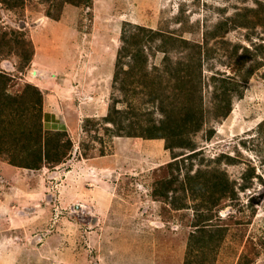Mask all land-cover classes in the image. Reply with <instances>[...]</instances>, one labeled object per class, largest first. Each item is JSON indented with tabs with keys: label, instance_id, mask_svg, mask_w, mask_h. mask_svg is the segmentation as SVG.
Returning a JSON list of instances; mask_svg holds the SVG:
<instances>
[{
	"label": "rangeland",
	"instance_id": "obj_1",
	"mask_svg": "<svg viewBox=\"0 0 264 264\" xmlns=\"http://www.w3.org/2000/svg\"><path fill=\"white\" fill-rule=\"evenodd\" d=\"M255 7L254 0L0 3V34L6 31L22 41L13 51L5 47L0 56V73L9 78L0 93L17 97L26 94L27 85L38 88L42 113H56L73 146L60 164L39 170L15 168L0 159L5 165L4 170L0 166V217L7 221L0 240H8L3 249L16 260L11 264H264V3L261 10ZM130 24L195 44L200 55L194 56L202 62L203 108L212 109L215 86L230 101L224 116L205 113L202 130L191 138L198 155L190 161H181L186 150L170 152L163 140L117 136L102 122L114 96L126 112L125 130L162 118L144 103L148 79L129 92L112 87L120 32H128ZM31 45L33 54L23 65L17 53L30 51ZM191 52L181 48L167 58L181 65L191 60ZM162 58L156 53L147 63L158 84L168 78ZM178 90L174 85L176 103L182 100ZM171 115L178 122L184 113ZM85 119L92 121L86 130ZM219 156L218 169L235 181L236 197L202 210L206 218L217 212L207 224L223 230V236L205 234L208 245L189 247V235L201 219L194 208L199 202L189 191L183 195L180 181L190 163L192 175L215 167L208 161ZM244 172L246 177L252 172V178L244 181ZM170 177L176 178L172 187L177 191L165 200L156 190ZM243 183L247 188L241 190ZM18 186L41 200L19 205L25 195ZM171 197L183 208H172ZM11 204L24 214L6 211ZM41 243L47 245L42 255Z\"/></svg>",
	"mask_w": 264,
	"mask_h": 264
},
{
	"label": "trees",
	"instance_id": "obj_2",
	"mask_svg": "<svg viewBox=\"0 0 264 264\" xmlns=\"http://www.w3.org/2000/svg\"><path fill=\"white\" fill-rule=\"evenodd\" d=\"M7 1L23 3L24 0H0V3L4 4ZM254 3L255 8L261 10L264 0H254ZM130 26L132 27H130L131 29L128 32L125 30L120 32V46L115 57L112 87L113 89L117 87L119 90L129 92L135 86H141L143 79H148V85L143 82L146 85V87H143L146 94L144 103L149 105V112L156 111L161 113L162 118L156 122L149 120L146 126L141 129L131 128L130 130H125L122 115L126 112L123 107H118V104L122 103L121 98L114 96L109 108H107V114L102 118V122L114 128L112 129V134L117 136L140 137L145 140H163L164 148L170 152H173L174 149L186 150L188 155L182 157L181 161L182 163L187 160L190 161L198 155L196 144L191 138L202 130L205 124V113H223L224 116V113L229 110L230 101L225 100L219 88L215 86L212 93L214 99L212 109L205 110L203 108L201 97L202 62L200 57L194 56L200 55V50L193 48L195 44L188 43L182 37L158 29L152 30L133 24H130ZM242 26L248 27L250 24ZM205 35L207 34L205 33ZM214 35L212 34L211 36ZM13 37V34L10 37L6 31L0 34V56L5 52V47H8L9 52V50L13 51L16 46L18 49V45H22L20 44L22 41H18ZM181 48L190 49V51L192 49L191 60L181 65L176 62L172 64L167 57ZM245 51L247 52L248 50L245 49ZM156 53L163 54L162 59L166 63L165 69L167 68L168 72L167 80L159 84L158 75L151 77L152 73H149L147 69L148 58ZM17 54L22 59L23 65H26L33 54L32 45L30 46V51L21 50ZM214 78L212 77V80ZM8 80V77L0 73V85H6ZM172 81L178 82V84H171L173 85L171 86L170 82ZM174 85L179 89L177 91L178 96L182 98L179 103H176L175 95L173 96L172 94ZM25 89L27 90L26 94H21L17 97L0 93V95L4 94L3 103L0 101V159H3V161L5 159L9 165L30 170H39L42 167H46V165L50 167L56 166L68 156V153L73 148L72 142L66 135L65 127L59 130H48L45 128L46 114L42 113L41 110L42 98L40 91L32 85H27ZM167 89H171V91L169 92ZM125 100L127 99L125 98ZM176 112L184 113L182 119L178 122L171 115V113ZM91 122L89 119H85L83 128L85 129ZM181 125L183 126L180 127ZM208 132L209 136L211 131ZM100 154H103V151H100ZM177 157L173 155L174 159ZM221 158L219 156L213 161H208V164L214 163L215 167H208L205 170L198 169L192 175H190L192 170V163H190L186 169L185 178L180 181L183 195L189 191L191 198L199 202L194 205V208L196 216L201 217V219L196 221L194 224L195 230L189 235V247L193 246L198 249L200 248L199 245L202 247L208 245L203 240L205 234L212 239L215 234L223 236V230L212 228L211 224H207L214 217H217L215 215L217 212L215 211L212 215L209 214L207 218L203 217L205 215L202 213L208 203L207 210L212 209L222 198L231 197V199H234L236 197L235 181L229 179L226 171L218 169L217 165L220 163ZM225 158L226 163L231 164L233 162L231 158ZM179 164V162L175 163L177 168ZM252 174L251 172L246 177L244 172L242 179L248 181L252 178ZM173 179L176 178L162 179L156 190V193L165 200L168 199L169 192L177 191L175 187H172ZM239 187L244 190L247 185L243 183L239 184ZM205 196L206 202H203L202 200ZM170 203L174 209H182L184 206L183 203L176 204L173 197H171Z\"/></svg>",
	"mask_w": 264,
	"mask_h": 264
},
{
	"label": "crops",
	"instance_id": "obj_3",
	"mask_svg": "<svg viewBox=\"0 0 264 264\" xmlns=\"http://www.w3.org/2000/svg\"><path fill=\"white\" fill-rule=\"evenodd\" d=\"M45 114H46V120H45V128L46 129H48V130H59L60 128H63V127L66 128V125L61 120L60 121H57L56 120V118L54 117V116H56V113L49 112V113H45ZM50 114H53V115H50ZM0 164H2L0 166H2L1 168L4 170V166L5 165H3V162H0ZM6 168H7V166H6ZM15 168H17V167H15ZM1 173H4V172H1ZM2 177H4V174H3ZM5 177H7V176H5ZM17 188L19 190V193L22 192L25 195L22 199L19 200V205H21V204L23 205L24 204L23 206L26 207V206H28V204H29L28 202L30 200L35 201V203H37V204H38L39 200H41L39 198V196L38 197H34L32 193L28 192L25 186L24 187L18 186ZM23 206H21V207H23ZM4 207H5L6 211L11 210V212L13 213V212H16V210H18L16 208H19L20 206L16 207V204H14V205L11 204V206L8 205V206H4ZM40 210H41V206L39 208L36 207V211L37 212H39ZM18 212L19 211H17L16 214H18ZM22 214H24V213H21V215ZM18 215L21 216L20 214H18ZM2 218L3 217L1 216L0 217V229L3 228L5 230L6 229V225H7V221H5L6 218H3V219ZM4 234H3V236H5ZM3 236H1V237H3ZM39 240H41V239H39ZM7 244H8V240H7L6 237L5 238H2L0 240V264H11L12 262L16 261L14 258L8 256L10 254V252L9 253H6L5 249H3V246H7ZM41 245H42V243H41ZM46 246L47 245H42L39 248V253L41 255L46 250V248H47ZM12 255L13 256H16V254H13V253H12Z\"/></svg>",
	"mask_w": 264,
	"mask_h": 264
}]
</instances>
